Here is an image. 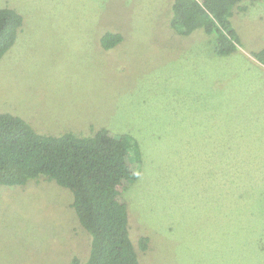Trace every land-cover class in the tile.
Here are the masks:
<instances>
[{
    "label": "rangeland",
    "instance_id": "obj_1",
    "mask_svg": "<svg viewBox=\"0 0 264 264\" xmlns=\"http://www.w3.org/2000/svg\"><path fill=\"white\" fill-rule=\"evenodd\" d=\"M173 1L0 0L23 17L0 58V112L44 134L136 138L125 198L141 264H264V1L234 7L224 56L202 28L170 26ZM106 32L121 42L104 49ZM71 202L53 181L0 185V264L86 259Z\"/></svg>",
    "mask_w": 264,
    "mask_h": 264
},
{
    "label": "trees",
    "instance_id": "obj_2",
    "mask_svg": "<svg viewBox=\"0 0 264 264\" xmlns=\"http://www.w3.org/2000/svg\"><path fill=\"white\" fill-rule=\"evenodd\" d=\"M242 1L174 0L169 24L183 35L202 28L212 36L215 53L229 55L239 45L230 17ZM22 22L15 9L0 8V58L14 44ZM121 40L119 33L106 32L100 43L109 49ZM252 55L264 65V48ZM140 161V145L130 133L116 135L100 127L93 135L44 134L19 115L0 112V185L42 180L70 190L71 207L91 237L86 259L75 256L72 264H141L129 235L125 198ZM148 243L141 237L140 249L147 250Z\"/></svg>",
    "mask_w": 264,
    "mask_h": 264
}]
</instances>
